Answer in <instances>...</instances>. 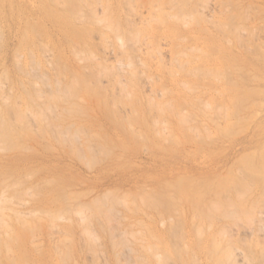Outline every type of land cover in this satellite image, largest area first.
<instances>
[{"label":"rangeland","instance_id":"rangeland-1","mask_svg":"<svg viewBox=\"0 0 264 264\" xmlns=\"http://www.w3.org/2000/svg\"><path fill=\"white\" fill-rule=\"evenodd\" d=\"M0 264H264V0H0Z\"/></svg>","mask_w":264,"mask_h":264},{"label":"bare ground","instance_id":"bare-ground-1","mask_svg":"<svg viewBox=\"0 0 264 264\" xmlns=\"http://www.w3.org/2000/svg\"><path fill=\"white\" fill-rule=\"evenodd\" d=\"M65 103V102H64ZM54 111H55V109H54ZM53 113V112H52Z\"/></svg>","mask_w":264,"mask_h":264}]
</instances>
